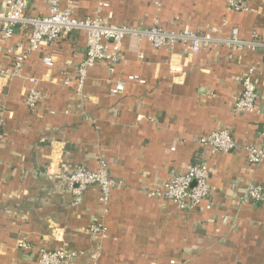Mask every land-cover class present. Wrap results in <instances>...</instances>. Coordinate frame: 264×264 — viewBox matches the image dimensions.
<instances>
[{
    "label": "crops",
    "instance_id": "0c3cea01",
    "mask_svg": "<svg viewBox=\"0 0 264 264\" xmlns=\"http://www.w3.org/2000/svg\"><path fill=\"white\" fill-rule=\"evenodd\" d=\"M58 1L77 19L141 29L157 22L212 41L190 54L181 44L156 49L125 37L117 64L89 68L79 94L75 69L86 43L77 32L31 52L20 74L0 80V264H38L40 250L55 249L73 253L70 264L91 256L97 264H264V200L237 201L247 183L264 187V162L250 167L244 150L264 149V57L222 41L233 29L243 41L264 40V0H233V7L231 0ZM28 12L46 16L48 8L31 0ZM24 42L19 31L0 36V70ZM250 68L259 98L252 113L236 115L240 78ZM34 86L41 99L30 110L25 99ZM226 128L238 149L203 156L198 137ZM201 161L210 210L184 214L150 195ZM101 164L120 183L107 205L97 186L76 200L63 176ZM95 224L103 236L89 233Z\"/></svg>",
    "mask_w": 264,
    "mask_h": 264
},
{
    "label": "built area",
    "instance_id": "2783aa9c",
    "mask_svg": "<svg viewBox=\"0 0 264 264\" xmlns=\"http://www.w3.org/2000/svg\"><path fill=\"white\" fill-rule=\"evenodd\" d=\"M31 0H0V36L4 40L13 37L16 31L23 34L25 46L19 45L18 51L9 68L0 70V80L4 76L20 74L27 56L37 51L43 45L52 46L58 41L77 32L85 34L84 56L76 67L75 87L81 93L87 70L97 64L115 65L121 57V43L125 37H134L146 40L153 48L172 50L176 44H181L190 54H196L201 49L209 47L212 39L208 35H199L193 32H173L160 27L157 22L146 29L115 26L107 24L99 17L93 16L86 19H77L68 9L61 8L58 0H44L48 8L46 16H33L28 12ZM235 4L230 1V7ZM230 47H245L250 50H259L264 57V40L253 36L249 41H243L238 36L237 29L231 31L230 38L222 40ZM47 67L53 66L52 57L44 58ZM254 68H250L240 78L241 90L235 99L233 113L236 115L249 114L255 109L258 94L252 76ZM132 79V77H130ZM36 86L37 81L31 80ZM65 84H68L67 82ZM29 89L26 95V105L30 110H35L41 92L36 87ZM122 89L118 85L116 90ZM0 86V110L2 109ZM264 137V132L262 134ZM2 135L0 133V142ZM202 155L232 153L238 149L229 129L204 134L197 140ZM247 162L250 167H257L264 162L263 145L245 147ZM71 194L80 199L82 194L91 186H97L100 191L99 200L106 206L111 196L112 189L120 183L112 179L105 164L99 165L96 171H89L80 166L63 176ZM151 196L162 197L172 202L177 211L192 214L201 206L207 210L211 206V189L208 185V169L204 161L190 165L182 175L174 176L169 182L163 184L161 190L150 192ZM264 200L263 185L251 181L247 183L244 191L237 198L238 204L257 203ZM89 233L95 237L103 236L105 229L97 224L92 225ZM73 253L65 249L40 250L38 264H70ZM87 264H97V256H91Z\"/></svg>",
    "mask_w": 264,
    "mask_h": 264
},
{
    "label": "trees",
    "instance_id": "16d2710c",
    "mask_svg": "<svg viewBox=\"0 0 264 264\" xmlns=\"http://www.w3.org/2000/svg\"><path fill=\"white\" fill-rule=\"evenodd\" d=\"M201 153H202V151H201ZM249 205H251V203Z\"/></svg>",
    "mask_w": 264,
    "mask_h": 264
}]
</instances>
